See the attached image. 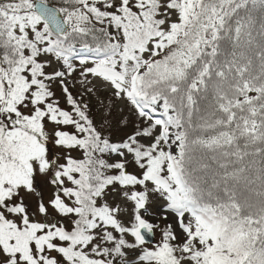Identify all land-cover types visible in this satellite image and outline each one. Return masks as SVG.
I'll list each match as a JSON object with an SVG mask.
<instances>
[{
  "label": "snow or ice",
  "instance_id": "6c2138e0",
  "mask_svg": "<svg viewBox=\"0 0 264 264\" xmlns=\"http://www.w3.org/2000/svg\"><path fill=\"white\" fill-rule=\"evenodd\" d=\"M0 264H264V0H0Z\"/></svg>",
  "mask_w": 264,
  "mask_h": 264
}]
</instances>
